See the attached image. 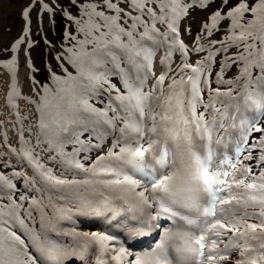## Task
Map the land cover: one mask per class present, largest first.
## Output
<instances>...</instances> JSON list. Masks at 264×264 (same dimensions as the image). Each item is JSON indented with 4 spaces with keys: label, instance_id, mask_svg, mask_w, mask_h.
<instances>
[{
    "label": "snow or ice",
    "instance_id": "snow-or-ice-1",
    "mask_svg": "<svg viewBox=\"0 0 264 264\" xmlns=\"http://www.w3.org/2000/svg\"><path fill=\"white\" fill-rule=\"evenodd\" d=\"M69 4L54 87L22 95L19 57L0 59L18 147L0 137L28 170L0 171V264H264V0ZM34 6L54 10L30 0L26 25Z\"/></svg>",
    "mask_w": 264,
    "mask_h": 264
},
{
    "label": "rangeland",
    "instance_id": "rangeland-1",
    "mask_svg": "<svg viewBox=\"0 0 264 264\" xmlns=\"http://www.w3.org/2000/svg\"><path fill=\"white\" fill-rule=\"evenodd\" d=\"M29 2L30 0H0V59L10 57L9 53L11 52L4 51V49H9L21 36L22 30L27 28V39L32 42V47L22 46L19 63L24 62L23 54L24 59L27 57L26 63L31 61L32 69L27 68L29 82L35 80L37 87L40 83L55 86L51 79L52 72L60 73L58 67L60 61L56 57L69 45L67 36L75 27L68 20L67 14L75 16L76 10L69 4V0H50V6H53L54 10L45 12L41 8L38 17L34 6L30 15V23L26 25L21 12ZM45 2H49V0H45ZM32 3L35 4V0ZM197 17L192 21L193 35L199 27L201 19L200 15Z\"/></svg>",
    "mask_w": 264,
    "mask_h": 264
},
{
    "label": "bare ground",
    "instance_id": "bare-ground-1",
    "mask_svg": "<svg viewBox=\"0 0 264 264\" xmlns=\"http://www.w3.org/2000/svg\"><path fill=\"white\" fill-rule=\"evenodd\" d=\"M34 1V0H32ZM199 16V15H197ZM195 16L194 20H196L198 17ZM198 21V20H197ZM29 27V26H28ZM23 32V30H22ZM19 35V34H18ZM22 35V33H20ZM19 35V36H20ZM19 38V37H18ZM185 39V42H188L191 40V37L189 36H184L182 37ZM22 51V50H21ZM26 53V52H25ZM10 56H20L17 53H9ZM27 56V55H26ZM163 56V51L159 52L157 54V62L159 59H161ZM27 57L24 59V54H23V60L24 62L19 63L18 69H17V78H16V85L18 90L21 92L22 95H28L30 93V88H29V80H28V70H27V63H26ZM173 64L175 65L176 63L179 62L178 60V55L174 54L173 55ZM21 61V60H20ZM157 75L160 73V68H156ZM110 81L112 83L117 84V87H119V82L118 78L115 76L109 77ZM12 81L9 80L8 72L6 69L0 68V120L4 121L3 127H0V132H6L8 136V143L12 145V147H18V145L14 142L15 141V136L16 132L19 129L20 125L17 124L16 122V108H8L5 106V96L9 90L8 86ZM54 87V86H53ZM107 85L104 86L103 89L99 91V93L96 95L94 101L89 100V103L93 104V106L97 108H104L107 104L113 103L112 100L109 99V97H115L116 93L115 92H110L107 90ZM148 87H151V81L148 83ZM15 103L19 106L20 109H24V103L22 100H19L18 98L15 99ZM22 115L28 114L26 111L21 113ZM111 115V113H109ZM29 119H31V116L29 115ZM25 125H27V122H25ZM111 142V138L109 137V143ZM219 150V149H218ZM0 153H3V156L0 157V171H3L9 175H11L13 170L16 171H28L27 169H23L17 162V158L15 155H10L8 152L7 146L3 143L2 137H0ZM9 164L11 167L5 168L4 165ZM29 171V175H30ZM16 183L19 184V181H15ZM79 231H86V230H92V229H86L84 228L83 225L80 226L78 229ZM119 231V230H117ZM69 262V261H68Z\"/></svg>",
    "mask_w": 264,
    "mask_h": 264
}]
</instances>
